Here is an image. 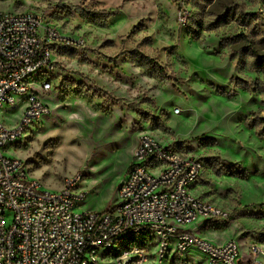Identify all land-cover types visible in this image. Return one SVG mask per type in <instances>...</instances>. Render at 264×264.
Here are the masks:
<instances>
[{"label":"rangeland","instance_id":"obj_1","mask_svg":"<svg viewBox=\"0 0 264 264\" xmlns=\"http://www.w3.org/2000/svg\"><path fill=\"white\" fill-rule=\"evenodd\" d=\"M0 10L36 12L60 34L51 89L39 92L49 114L6 150L31 177L59 189L79 176L75 210L103 212L153 136L205 162L194 192L228 217L198 234L264 243L262 0H0ZM23 99L0 119L14 125ZM187 256L204 264L195 248Z\"/></svg>","mask_w":264,"mask_h":264},{"label":"built area","instance_id":"obj_2","mask_svg":"<svg viewBox=\"0 0 264 264\" xmlns=\"http://www.w3.org/2000/svg\"><path fill=\"white\" fill-rule=\"evenodd\" d=\"M57 28L36 12L0 10V109L19 107L14 124L0 119V264H190L195 248L204 264H264V243L243 248L236 240L213 243L194 226L226 220L219 206L194 192L203 159L153 136L140 138L132 164L117 189V202L103 212L84 210L81 179L46 189L21 158L6 153L49 114L39 92L54 63Z\"/></svg>","mask_w":264,"mask_h":264},{"label":"trees","instance_id":"obj_3","mask_svg":"<svg viewBox=\"0 0 264 264\" xmlns=\"http://www.w3.org/2000/svg\"><path fill=\"white\" fill-rule=\"evenodd\" d=\"M262 2H263V4H264V0H262ZM196 38H197V36H196ZM262 61H263V65H264V58H263ZM262 119H263V121H264V118H262ZM250 126L254 127L255 125H253V123H251ZM263 129H264V127H263ZM260 136H264V132H263V131L260 133Z\"/></svg>","mask_w":264,"mask_h":264}]
</instances>
